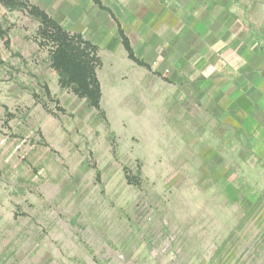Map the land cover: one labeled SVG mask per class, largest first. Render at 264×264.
I'll use <instances>...</instances> for the list:
<instances>
[{"label": "rangeland", "instance_id": "obj_1", "mask_svg": "<svg viewBox=\"0 0 264 264\" xmlns=\"http://www.w3.org/2000/svg\"><path fill=\"white\" fill-rule=\"evenodd\" d=\"M0 24V264H264L263 161L189 143L155 73L100 51L95 109L37 18Z\"/></svg>", "mask_w": 264, "mask_h": 264}, {"label": "crops", "instance_id": "obj_2", "mask_svg": "<svg viewBox=\"0 0 264 264\" xmlns=\"http://www.w3.org/2000/svg\"><path fill=\"white\" fill-rule=\"evenodd\" d=\"M28 1L110 67L135 64L123 33L163 83L174 131L264 162V0Z\"/></svg>", "mask_w": 264, "mask_h": 264}, {"label": "trees", "instance_id": "obj_3", "mask_svg": "<svg viewBox=\"0 0 264 264\" xmlns=\"http://www.w3.org/2000/svg\"><path fill=\"white\" fill-rule=\"evenodd\" d=\"M0 5L6 8H22L41 23L40 39L50 42L53 47L51 56L52 67L59 73V83L63 87H69L75 83L82 87V92L92 100L95 109L100 110L101 89L97 79L96 69L102 63L97 56L98 49L86 42L78 35H71L64 31L54 20L36 6H32L28 0H0ZM124 47L129 58L140 66L145 65L134 56L129 40L121 33ZM0 36L5 37V31L0 29ZM6 46L9 40L5 38ZM42 45V43H40ZM78 88L75 89L77 92ZM83 96L82 94H78Z\"/></svg>", "mask_w": 264, "mask_h": 264}, {"label": "built area", "instance_id": "obj_4", "mask_svg": "<svg viewBox=\"0 0 264 264\" xmlns=\"http://www.w3.org/2000/svg\"><path fill=\"white\" fill-rule=\"evenodd\" d=\"M1 144H4V141H1Z\"/></svg>", "mask_w": 264, "mask_h": 264}]
</instances>
